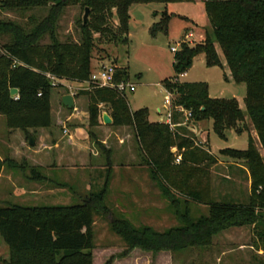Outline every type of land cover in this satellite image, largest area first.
Instances as JSON below:
<instances>
[{
	"label": "trees",
	"instance_id": "trees-1",
	"mask_svg": "<svg viewBox=\"0 0 264 264\" xmlns=\"http://www.w3.org/2000/svg\"><path fill=\"white\" fill-rule=\"evenodd\" d=\"M210 23L204 43L191 47L180 43L173 67L177 77L163 82L173 97V108L183 107L193 113L196 122L214 121V130L222 139L225 132L237 130L249 118L264 151V0H201ZM81 3L92 12V19L81 26V42H62L58 24L64 8L70 3ZM195 0H1L5 11L49 9L42 20L31 17L30 30L12 22L0 21V36L10 35L13 43L0 48V116L7 120L11 131L49 129L52 121L53 82H86L93 67L96 47L95 35L110 43H129L130 9L133 5L194 3ZM118 19L116 30L110 21ZM178 17L165 12L153 33H168L169 22ZM49 38L50 44L42 45ZM100 43V44H104ZM101 42V41H100ZM216 45L226 59V65L236 84L247 86L246 112L236 99H213L207 83H181L194 61L206 56L208 68H224ZM128 70L118 68V80H128ZM62 86V85H61ZM17 89L18 100L11 97ZM89 127H99L100 106L113 119L115 128L133 127L144 162L151 178L170 204L178 227L165 232L152 227L136 228L127 219L116 218L108 206L113 180L112 151L100 147L108 157L103 187L91 192L74 206L0 207V233L10 250L6 264H94V224L96 216L111 218V230L130 250L146 252H183L192 248H206L215 237L233 228L257 226L264 212V157L254 139L249 137L247 151L223 150L245 162L251 179L249 205L217 203L212 199L209 170L218 164V157L195 145L190 137L179 136L164 123H151L147 109L133 112L127 98L110 90L89 93ZM75 96L76 99L81 95ZM101 115V116H100ZM180 115L174 110V119ZM93 136L92 133H90ZM182 156L175 164L173 149ZM12 161L0 158V175ZM206 181V183H204ZM209 207V214L194 219L190 203Z\"/></svg>",
	"mask_w": 264,
	"mask_h": 264
},
{
	"label": "rangeland",
	"instance_id": "rangeland-1",
	"mask_svg": "<svg viewBox=\"0 0 264 264\" xmlns=\"http://www.w3.org/2000/svg\"><path fill=\"white\" fill-rule=\"evenodd\" d=\"M203 4L201 0H196L195 4L180 3L165 5L155 3L133 5L130 9L128 44L123 42L117 44L110 43L101 38L100 35H95L96 47L93 53L92 66L97 65V63L103 62V64H109L111 61H114L115 65L119 68L127 69L128 80L136 85L135 91L127 94L130 109L134 112L147 109L154 123H161V121L165 123L167 121L165 107L166 98L169 94L165 90L163 82L177 77L173 67L175 54L172 53L171 48L176 47L180 50L179 43L184 41L186 36L190 34H193L194 37L186 39V43L191 47H196L204 43L206 33L211 32L210 23ZM49 9L5 12L0 8V21L16 23L30 30L29 21L31 17L42 20L49 14ZM87 10V21H90L92 19V12L89 8H84L81 3L76 2L74 4V2H70L64 8L58 24V35L62 42L69 40L76 43L81 42V26L85 23L84 19L87 15ZM165 12L170 14L178 13L193 18L200 28L197 30L192 24H188L184 20L172 19L169 22L168 33L158 32L154 34L153 29L155 25L161 23ZM118 25L116 17L110 21L112 29L116 30ZM103 41H105L104 44H100ZM11 43H13L12 36H0L1 49ZM50 43L47 37L42 42V45ZM216 48L224 68H208L206 56L201 55L195 59L192 69L186 76L179 77V81L189 84L207 83L211 98L236 99L239 102L241 110L246 112L245 99L247 96V86L245 84H236L233 81L220 46L216 45ZM2 53L5 54V50L2 49ZM55 87L51 100L53 130L57 134H62L66 126L67 128L70 127L67 119L74 112L65 110L61 103V97L67 94H83V92L79 91V86L76 82L71 81H64L63 84L59 83ZM80 98L83 103L80 101L77 110L74 111L76 114H80L81 112L82 114H89V95L83 94ZM159 109L162 110L163 117L159 114ZM100 111L101 115H103L106 112V107L100 106ZM89 118L88 115L87 117L83 115V122L87 121V124H89ZM174 121L176 124H179L177 128L179 136L190 137L198 143L201 142V148L218 157V164L209 170L208 178L210 180L212 199L217 203L226 202L249 205L251 199V179L245 162L232 157L230 154L221 155V151L227 149L247 151L249 148V137L251 136L261 155L264 157V151L259 144L258 136L251 120L247 117L244 122L238 125L237 130L226 131V139H222L216 134L212 119L195 122L199 136L193 134L184 126L185 121L181 115H178ZM192 125L190 126L192 127ZM90 130L93 134L92 142L96 144V148L103 158H106V154L98 147V145H103L101 140H108L111 147L117 153L119 137L126 138L124 149L133 150L136 155L142 153L136 134L135 138L134 136L128 137L129 134L134 135L135 131L133 127L121 129L115 128L112 125L106 126L103 124L102 117H100L99 128H90ZM9 131L11 130L7 127L6 118L0 116V147L3 150H6V145L10 142L13 146H17L21 142V135H24L21 130L15 136H12ZM178 156L180 154L177 152L175 154L176 165L178 164ZM7 189L8 187L5 186L6 191ZM100 189L101 187L98 186V188L91 192H96ZM112 197L113 195L109 196L107 203L114 217L127 219L136 228L152 227L156 231L165 232L179 226V222L169 202L162 209L151 212L129 209L121 210L114 209L115 205L111 201ZM79 203L75 202L71 206ZM14 204L25 207H53L50 203L29 205L14 203L11 200L4 205L0 204V207ZM190 210L194 219L209 214L208 206L195 202L190 203ZM261 217V222L257 226L233 228L226 231L215 237L212 245L206 248H192L178 253H152L141 249L130 250L126 243L111 230V218L96 216L94 224V264H264V212ZM9 261L10 250L0 233V264H6Z\"/></svg>",
	"mask_w": 264,
	"mask_h": 264
},
{
	"label": "crops",
	"instance_id": "crops-1",
	"mask_svg": "<svg viewBox=\"0 0 264 264\" xmlns=\"http://www.w3.org/2000/svg\"><path fill=\"white\" fill-rule=\"evenodd\" d=\"M171 14L186 18L184 21L199 30L200 26L193 18L178 13ZM97 65L92 66L93 69ZM81 100L75 98V109ZM62 106L64 107L63 103ZM74 110V114L67 119L70 127H65L69 130V135L64 132L57 134L52 125L49 129L21 131L25 136L21 135V142L17 146L10 142L6 145V150L0 147L1 160L13 162V165L7 164L0 175L1 205L11 200L14 203L29 205L50 203L53 207L71 206L75 202H81L98 186L103 187L108 157L106 155V158H103L97 150L96 144L92 142L89 124L87 121L83 122V115H88L89 118V114H76ZM149 120L154 123L151 116ZM18 131L20 130L9 133L15 136ZM133 136L135 138V133L128 135ZM31 138L36 141L35 147L29 145ZM101 143L108 151L113 152L111 161L114 174L109 196L113 195L111 201L115 205L114 209L151 212L168 204L151 178L144 155H136L133 150L124 149L126 138L119 137L117 153L108 140H101ZM121 150L123 151L119 152ZM5 186L8 187L7 191Z\"/></svg>",
	"mask_w": 264,
	"mask_h": 264
},
{
	"label": "built area",
	"instance_id": "built-area-1",
	"mask_svg": "<svg viewBox=\"0 0 264 264\" xmlns=\"http://www.w3.org/2000/svg\"><path fill=\"white\" fill-rule=\"evenodd\" d=\"M194 35L190 34L186 36V39L193 38ZM186 39L182 42L186 43ZM180 44V43H179ZM179 49L176 47L171 48L172 53H177ZM118 66L115 65L114 61H111L109 64H103L99 63V65L96 66L95 69H93L91 77L86 82H76L79 86L80 92L89 93L93 90H110L118 93L119 95L127 98L128 93H133L136 89V85L131 83L129 80L127 81H121L118 80ZM185 76V75H183ZM182 76V77H183ZM48 78L53 82V85H57L59 83L63 84L64 81H57L54 77L51 75H48ZM78 95V93L73 94L75 97ZM16 100H18V97H14ZM77 110V109H75ZM174 110L182 115L184 118V126L187 127L193 134H197L199 136V133H197V128L195 126V119L193 116V113L191 111H188L184 109L183 107H177L176 109L173 108V97L169 95L166 98V107L165 112L167 113V121L164 123L168 125L172 132L177 133V128L179 124L175 123L174 119ZM159 114L163 117L162 110L159 111ZM193 125H192V124ZM192 125V127L190 126ZM64 134L69 135V130L67 128L64 129ZM195 142V145L198 147L202 146L201 142H196L195 139H193ZM182 162V156L177 157V163L180 164Z\"/></svg>",
	"mask_w": 264,
	"mask_h": 264
},
{
	"label": "water",
	"instance_id": "water-1",
	"mask_svg": "<svg viewBox=\"0 0 264 264\" xmlns=\"http://www.w3.org/2000/svg\"><path fill=\"white\" fill-rule=\"evenodd\" d=\"M84 20H85V23L88 20V10H87V15H86ZM18 93H19V91L17 89L11 90V97L14 98V97L18 96ZM62 103H63L64 107H66L70 111H73L75 109V98H74L73 95L64 96L63 99H62ZM102 121H103L104 125H106V126H111L113 124V119L111 118V116L107 112H105L102 115ZM29 145L31 147H35L36 146V141H35L34 138L30 139ZM172 153L176 154L177 153V149L176 148L173 149Z\"/></svg>",
	"mask_w": 264,
	"mask_h": 264
}]
</instances>
